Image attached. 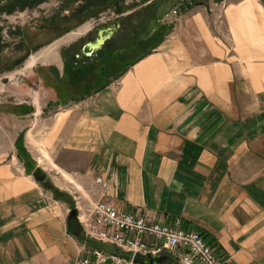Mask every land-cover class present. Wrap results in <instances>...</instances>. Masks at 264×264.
Masks as SVG:
<instances>
[{"label":"crops","instance_id":"0c3cea01","mask_svg":"<svg viewBox=\"0 0 264 264\" xmlns=\"http://www.w3.org/2000/svg\"><path fill=\"white\" fill-rule=\"evenodd\" d=\"M162 27L140 58L114 62L106 86L100 72L67 78L57 110L46 93L43 151L55 172L75 173L86 205L178 216L228 264H264V0H201ZM15 156L0 150V264H75L85 242L67 225L70 201Z\"/></svg>","mask_w":264,"mask_h":264},{"label":"rangeland","instance_id":"374dc122","mask_svg":"<svg viewBox=\"0 0 264 264\" xmlns=\"http://www.w3.org/2000/svg\"><path fill=\"white\" fill-rule=\"evenodd\" d=\"M79 1L80 0H21V5L16 4L12 0H0V45L4 47L0 52V59L7 62L8 58L17 53V50L24 53L23 57L27 58V60L32 54L34 56L46 55L53 59L58 58L56 54L57 50L66 46L71 39L77 38L79 35L75 33L79 34L85 32L87 30V28H84L85 25L89 30L94 29L97 24H103L112 19L118 20L122 18L123 13L127 14L131 12V14H135L139 9H142L143 11L138 13V15L141 16V19H139L141 29L139 34L135 36L136 38L145 40L146 43L136 48L138 52L137 56L134 54L131 58L132 61H135L143 52H148V50L153 48V45L156 44V33L160 35L163 28L162 26H165L162 19L166 15V11L169 10L172 5L177 7L181 2V0H85L86 5L84 9L88 8L85 10L88 11V15L84 16L83 14L80 18L76 19L77 16L75 17V15L72 14V10L80 6L82 0L81 2ZM199 1L201 0H197L196 3H199ZM8 4L10 8H5ZM9 9H11L10 13H8ZM151 10H154V12L151 13ZM70 15L75 18H70ZM83 19L86 21H84L80 27L58 38L53 42L54 44L50 46L45 45L40 48V50H37L40 47V42L43 40L47 41L51 37V35L48 36L45 34L46 31L51 34L53 30L56 29L59 30L58 34H62L69 28H72V26L75 27V25ZM27 60L23 64L10 67L6 70L0 69V110L7 108L10 112L16 107L15 109L20 113V117L4 118L3 121H0V142H3L0 146V150L4 149L9 159H11L10 156L17 154L19 158L17 156L15 157L18 158L21 166L23 164L27 172H33L36 166L39 167L46 173L47 178L42 184L37 183L34 179L37 185L43 187L55 186L75 203L74 208H72L75 209L77 204L73 196H81L80 185L76 183V180H72L76 176L75 173L69 174V176L66 172H55L58 170L52 169L55 167L51 160H49L50 157L48 154L43 151L44 148L41 142L43 130L42 120L48 115V112L44 111L43 108L47 101L45 100L46 93L36 90L38 92V95H36L34 89L32 90L28 88L29 86H26L27 84L25 85L24 80L29 79V77H32L34 83L38 84L37 80L39 79L34 77L31 72L32 66L27 68L25 73L15 74V76L11 78L13 73L24 69ZM104 80L105 83L107 80L106 78H104ZM30 95L34 96L35 103H33V100H30ZM23 101L27 102L26 104L24 103V105H27L29 102L27 108L16 105ZM33 104L35 105L34 108L28 113L30 105ZM34 112L40 113L41 115L36 116L33 114ZM15 140L20 144L21 150H19V152L17 151L18 149H16V151L14 149L13 145L15 144ZM96 183H98L97 179ZM81 201L84 203L83 197ZM81 240H85L83 247L85 245L88 247L93 245L92 247L99 248L102 251L108 250L118 255H126L125 252L118 251L109 244L102 245L96 242V240H87L82 235ZM167 264L174 263L169 261Z\"/></svg>","mask_w":264,"mask_h":264},{"label":"built area","instance_id":"2783aa9c","mask_svg":"<svg viewBox=\"0 0 264 264\" xmlns=\"http://www.w3.org/2000/svg\"><path fill=\"white\" fill-rule=\"evenodd\" d=\"M197 0H181L180 5L167 12L162 21L180 17L183 9L194 6ZM98 183L106 185L101 178ZM78 222L82 226L80 233L87 240H96L104 245L109 244L126 255H118L108 250L85 245L75 264H134L133 256L152 254L167 256L179 264H228L224 253L209 239L185 227L180 217L168 222H155L146 213L124 212L115 208L109 201L93 202L87 205L80 196L74 195ZM85 242V240H84Z\"/></svg>","mask_w":264,"mask_h":264},{"label":"flooded vegetation","instance_id":"af4514ba","mask_svg":"<svg viewBox=\"0 0 264 264\" xmlns=\"http://www.w3.org/2000/svg\"><path fill=\"white\" fill-rule=\"evenodd\" d=\"M79 2H81V0ZM85 5V0H82L80 6L72 10V14L75 15V17L77 16L76 19L80 18L83 14L84 16L88 15V11H85L88 8L84 9ZM142 11V9H139V11L135 14H131V12L127 14L123 13V15L121 14L123 16L122 18L118 17L120 18L118 20L112 19L109 22L97 24L96 28L90 30L85 25L84 28H87L85 32L79 34L74 32L79 36L75 39H71L70 41H68V44L66 46L57 50V57H60L64 62L69 58L75 59L80 62L83 59L89 58L91 60V64L89 63L86 64V66H82L75 63L69 68L64 65L61 69L56 66H47L48 64L42 63V60L53 59L51 57L49 58L46 55L34 56L32 54L27 60V58L23 57L24 53H21L19 52V50H17V53L7 59V62L0 59V69L6 70L10 67L23 64L27 60L24 69H22L21 71L18 70L17 72L13 73V75L11 76V78H13L15 74L25 73V70L31 67L30 63L34 60L35 63L31 67V72L33 73L34 77H37L39 79L37 80L38 84H35L33 78L29 77V79L24 80L25 85L27 84L26 86H29L28 88L37 90L38 92H52L51 101L48 99L47 100L48 103L55 106L57 110L60 106L65 105V101L62 99L61 94L65 91L64 84L67 78L69 79L70 77H73L74 79H77L80 78L83 73H88L90 75V78H93L98 76V72H100V74L102 73L104 75V78H106L107 80L115 73V61H118V64L126 65L127 62L131 61V58L134 54H136L137 56L138 52L136 51V48H139L141 45H145L146 43L145 40L136 38L135 36L136 34H139V31L141 29L139 20L141 19V16L138 15V13ZM153 12L154 10H151V13ZM71 17L72 15H70V18ZM84 21L86 20L83 19L81 22L76 24L75 27L72 26V28H69L62 34H58L59 30L56 29H54L51 34L46 31L45 34L48 36L51 35V37L47 41L43 40L42 42H40V47L37 50H40V48L44 47L45 45L50 46L54 44L53 42H55V40L67 35L71 30L80 27ZM99 32L101 34H99ZM99 38H103V43L102 45L97 46L96 42ZM3 49L4 47L0 45V52ZM122 71L123 70H121L120 72ZM74 82H76V80H74ZM87 84V89L91 93L99 88V86L96 87V84L93 83V81L90 79L88 80ZM103 85L106 86V82H103ZM77 101V99L73 100V102ZM16 105H19L21 107L23 106L21 105V103H17ZM34 106V104L30 105L28 113L31 112Z\"/></svg>","mask_w":264,"mask_h":264},{"label":"water","instance_id":"95a60500","mask_svg":"<svg viewBox=\"0 0 264 264\" xmlns=\"http://www.w3.org/2000/svg\"><path fill=\"white\" fill-rule=\"evenodd\" d=\"M99 34H101L99 32ZM103 38L97 39L96 45L100 46L103 43ZM92 47V46H90ZM33 175L34 179L37 181V183H43L45 182L47 175L42 171L39 167H35L33 169ZM67 220V225L69 226L70 232L73 233V235H79L82 233V226L78 222V212L75 209H71ZM167 256L161 255V256H153L152 254H147V255H141L139 253H136L133 256L132 263L134 264H165L167 261Z\"/></svg>","mask_w":264,"mask_h":264},{"label":"trees","instance_id":"16d2710c","mask_svg":"<svg viewBox=\"0 0 264 264\" xmlns=\"http://www.w3.org/2000/svg\"><path fill=\"white\" fill-rule=\"evenodd\" d=\"M13 2H15L16 4H21L20 3V1L21 0H12ZM22 5V4H21ZM5 8H10V5L8 4L7 5V7H5ZM14 8V7H13ZM13 8H11V9H13ZM21 9H23L22 7H20ZM11 9H9V12H11L10 10ZM143 54H141L140 56H142ZM138 58H140V57H138ZM17 143V151L19 152V150H21V148H20V144L18 143V142H16ZM19 155H20V153H19ZM32 172V171H31ZM31 172H29V173H31ZM51 188H52V190H53V195H54V197L55 198H57L58 200H60V199H62V200H67V201H70V203H71V207L72 208H74V205H75V203L74 202H72L68 197H66V194L64 193V192H62L61 190H59L58 188H56L55 186H50ZM77 236H79L80 238H81V234H79V235H77ZM169 261H172V260H169ZM173 262V261H172ZM174 264H179V263H177V262H173Z\"/></svg>","mask_w":264,"mask_h":264},{"label":"bare ground","instance_id":"6f19581e","mask_svg":"<svg viewBox=\"0 0 264 264\" xmlns=\"http://www.w3.org/2000/svg\"><path fill=\"white\" fill-rule=\"evenodd\" d=\"M35 63V61L33 60L31 63H30V66H32L33 64ZM69 182H72L70 180H68Z\"/></svg>","mask_w":264,"mask_h":264}]
</instances>
